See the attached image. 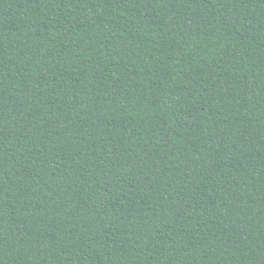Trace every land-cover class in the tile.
Masks as SVG:
<instances>
[{
    "label": "trees",
    "instance_id": "trees-1",
    "mask_svg": "<svg viewBox=\"0 0 264 264\" xmlns=\"http://www.w3.org/2000/svg\"><path fill=\"white\" fill-rule=\"evenodd\" d=\"M0 264H264V0H0Z\"/></svg>",
    "mask_w": 264,
    "mask_h": 264
}]
</instances>
